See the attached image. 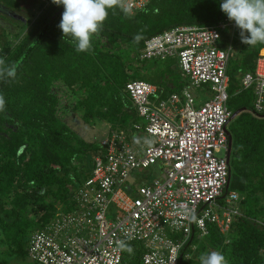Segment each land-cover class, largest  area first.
<instances>
[{"label":"trees","instance_id":"1","mask_svg":"<svg viewBox=\"0 0 264 264\" xmlns=\"http://www.w3.org/2000/svg\"><path fill=\"white\" fill-rule=\"evenodd\" d=\"M24 1L0 0V58L17 66L14 80H0L6 102L0 112V253L5 247L17 263L27 264L31 235L44 230L57 213L74 208L73 192L91 176L93 157L102 150L99 141L88 142L71 129L68 117L91 127L105 124L110 131L132 129L138 121L125 92L128 82L156 86L154 100L180 93L189 84L177 58L141 61L144 42L173 27H209L228 18L220 9L222 0H151L127 16L110 9L99 35L92 38V51L79 53L58 27L62 5L35 0L33 8L24 9ZM220 34L218 47L225 48L230 27ZM137 35L141 38L134 42ZM231 44V117L225 128L231 148L224 194L235 191L242 197L239 215L227 238L215 225H208L202 238L194 231L179 264H200L199 256L211 251L221 252L228 264H264V110L255 112L252 90L240 86L243 75L253 72L264 44H242L237 27ZM109 208L111 214L114 208ZM127 244L133 251L122 250L121 264H140L143 245Z\"/></svg>","mask_w":264,"mask_h":264},{"label":"built area","instance_id":"2","mask_svg":"<svg viewBox=\"0 0 264 264\" xmlns=\"http://www.w3.org/2000/svg\"><path fill=\"white\" fill-rule=\"evenodd\" d=\"M151 0H128L134 15ZM230 27V39L220 48V30ZM236 25L173 27L144 42L141 61L177 58L182 76L195 88L207 87L210 97L196 103L186 89L181 95L154 100L156 86L130 81L125 86L136 115L144 124L110 131L100 138L91 176L73 192L74 208L57 213L44 230L31 235L28 259L36 264H121L118 241L138 242L145 249L140 264H179L180 253L193 232L208 235L215 225L227 238L242 197L224 194L229 183L226 152L227 67L233 53ZM254 70L241 78V89L253 92V110H264V53ZM142 131L143 144L133 133ZM157 166L159 177H142L134 189L127 181L134 171ZM129 190V191H127ZM130 192V193H129ZM116 215L109 218L110 208ZM171 236H177L173 239ZM228 239L225 240L228 243ZM194 248V247H192Z\"/></svg>","mask_w":264,"mask_h":264},{"label":"clouds","instance_id":"3","mask_svg":"<svg viewBox=\"0 0 264 264\" xmlns=\"http://www.w3.org/2000/svg\"><path fill=\"white\" fill-rule=\"evenodd\" d=\"M52 3L63 6L58 27L63 38H72L79 53L92 51V38L99 35L110 9H119L126 16L132 13V5L128 0H52ZM220 9L240 30L242 44H264V0H222ZM140 38L139 35L134 36L133 41L138 42ZM16 75L17 66H9L0 58V80L8 82L14 80ZM5 103L4 96L0 95V112L5 110ZM117 244L121 250L129 253L133 251L124 241H118ZM198 259L200 264H228L219 251L203 253Z\"/></svg>","mask_w":264,"mask_h":264},{"label":"rangeland","instance_id":"4","mask_svg":"<svg viewBox=\"0 0 264 264\" xmlns=\"http://www.w3.org/2000/svg\"><path fill=\"white\" fill-rule=\"evenodd\" d=\"M25 3H23L24 9H31L35 5V0H25ZM25 12H23V15ZM0 19V23H1ZM187 90L194 96L196 100L199 101H204V99L209 98L208 94H204V92L200 89L194 88V87H188ZM194 100V101H196ZM199 101H196V103H200ZM68 125L70 126L71 129H73L76 133H78L80 136H82L86 141L88 142H93V141H99L100 138L106 133V126L102 125H97L94 127L88 126L84 124L81 120H79L75 116H69L68 117ZM160 172L158 171L157 166L151 167L149 170L145 172H139V171H134L131 173L130 178H129V183L133 184L134 187L138 184V180L142 179V177H146L148 182H150L153 178L159 177ZM127 183V186L129 185ZM116 210L112 209L111 214L109 215V218H113L116 215ZM1 253H0V264H22L21 261L17 263L16 259L14 258V255H8L5 247L1 248ZM28 260V259H27ZM26 263H31L30 260L26 261ZM24 264V263H23ZM33 264V263H31Z\"/></svg>","mask_w":264,"mask_h":264},{"label":"crops","instance_id":"5","mask_svg":"<svg viewBox=\"0 0 264 264\" xmlns=\"http://www.w3.org/2000/svg\"><path fill=\"white\" fill-rule=\"evenodd\" d=\"M264 50V49H263ZM179 68V67H178ZM183 77V76H182ZM184 78V77H183ZM185 79V78H184ZM188 87H192L191 85H190V83L188 84V86H186V87H184L182 90H181V92L184 90V89H186L187 90V88ZM195 88V87H194ZM197 89H202V91L204 92V94L206 95V94H208L209 96L208 97H210L211 95L209 94L210 93V90H209V88H207V87H205V89H203V87L202 88H197ZM181 92L180 93H177V94H179V95H181ZM208 99V98H207ZM196 100V99H195ZM204 100H206V99H204ZM196 101H199V100H196ZM200 103H198V104H201V102H202V100L201 101H199ZM252 107H253V103H252ZM137 123L138 124H140V125H143L144 124V121H143V119H141V118H139L138 116H137ZM104 126H106L107 128H106V130H105V132L107 131V129H108V126L107 125H105V124H103ZM133 142H134V144L135 145H140V144H143V143H145V141H146V137H145V135L143 134V132L142 131H137V132H134L133 133ZM231 148V147H230ZM229 149V148H228ZM228 152V151H227ZM226 156H228V154H226ZM139 181V180H138Z\"/></svg>","mask_w":264,"mask_h":264},{"label":"water","instance_id":"6","mask_svg":"<svg viewBox=\"0 0 264 264\" xmlns=\"http://www.w3.org/2000/svg\"><path fill=\"white\" fill-rule=\"evenodd\" d=\"M228 138H229V137H228ZM228 146H229V149H228V152H229V150H230V146H231L230 138H229V145H228ZM228 152H226V153L228 154ZM227 187H228V186H227ZM227 187H226V188H227Z\"/></svg>","mask_w":264,"mask_h":264}]
</instances>
